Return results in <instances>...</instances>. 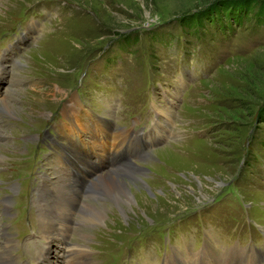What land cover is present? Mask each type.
Segmentation results:
<instances>
[{"label": "rangeland", "instance_id": "rangeland-1", "mask_svg": "<svg viewBox=\"0 0 264 264\" xmlns=\"http://www.w3.org/2000/svg\"><path fill=\"white\" fill-rule=\"evenodd\" d=\"M241 2L246 0H0V96L7 104H0V119L5 118L0 124V168L8 166L0 180L16 177L21 182L20 175L28 172V163L37 157L34 136L29 135L47 117L56 121V112L49 110L65 87L74 85L90 108L98 109L95 99L104 103L100 114L109 118L120 106L139 115L149 106L146 82H171L181 56L197 52L211 63L182 80L176 97L172 93L174 133L150 146L140 162L142 175L119 174L125 183L131 179L127 186L134 198L124 213L114 206L112 210L111 199L99 190L100 202L76 201L72 220L77 223L66 240L91 250L93 264H103L111 246L133 232L142 234V241L167 247L193 224L229 234L238 226L251 227L253 220L264 224V7L256 11L264 0H253L245 11ZM150 19L161 22L128 28ZM165 86L174 90L177 84ZM158 90L160 98L165 90ZM94 123L88 124L94 128ZM56 132L36 168L52 180L60 170L54 162L58 142L68 143ZM87 134L83 130L82 139ZM159 135L155 129L151 137L160 140ZM105 170L96 175H115ZM64 186L54 190L47 205L55 208L69 199V193H61ZM78 201L108 209L106 218L90 227L79 214ZM17 210L27 219L25 204ZM59 221L67 223L62 217ZM51 246V253L46 252L50 261L63 260V251L57 254ZM263 256L257 255V264H264Z\"/></svg>", "mask_w": 264, "mask_h": 264}, {"label": "bare ground", "instance_id": "bare-ground-1", "mask_svg": "<svg viewBox=\"0 0 264 264\" xmlns=\"http://www.w3.org/2000/svg\"><path fill=\"white\" fill-rule=\"evenodd\" d=\"M154 103H155L158 111H161V112L164 111V106L162 104H159L156 102H154ZM0 104H2V107H4V105H7L5 103V97L4 96H0ZM62 111L68 117V122H65L63 124L65 131L74 132L75 131L74 126L77 127V123H78V125H82L84 128H86L89 131V136H88L89 141H92V142L93 141H97V142L102 141L103 144L112 143V144H114V147H117V145L124 142L123 136L119 137L116 133L111 135V139H110L107 136V133L105 132L104 128L97 122L94 123V128L88 124L89 121L84 122V125L82 124V122H79V121L76 122L77 113H76V109L74 106H73V108H71L69 104H64L62 107ZM95 131H97L98 137H96V135L94 134ZM75 133H77V132H75ZM196 139H198V138H196ZM161 146H166V145H159V147H161ZM163 166H164V163H163ZM107 170L111 171V173L113 172L115 175L114 176L111 174H98V175H96V173H98L100 171L99 170V171H96L94 176L92 177V182L97 187V189L99 191H102V193L105 194L104 196L111 199L112 210H113V206H114L115 209L118 210V212H121L123 214L124 213L123 211L126 208L125 206L126 205L130 206L131 202H133L134 198H133V194H131L129 192V187L127 186L128 182L131 179L129 181H126L127 183H125V180H124L125 177L120 179L119 177H121V176H119V174L125 172L126 174H124V175L126 177H128V175H129L128 178L134 177V175L136 176V175H142V174L139 171H135V170L122 169V171L120 173L114 169H106L105 171H107ZM105 171H103V172H105ZM138 180H140V179H138ZM138 182H140V181H138ZM217 185H219V182L217 183ZM105 187L107 189L106 191H105ZM112 189H114V190H112ZM205 198L206 197L203 196L202 198L198 199L197 200L198 203L203 201V199L205 200ZM82 200H93V201L100 202L101 197H99V199H88V198H86V199H82ZM77 205L79 207H81V211L79 212V214L82 216L83 219H85V221L87 220L90 227L92 226L91 224H95L98 220H99L98 222H101L104 220V218H106V215H107L106 212L108 209L104 208L103 206H100L99 208H97L96 207L97 205L96 206L91 205V204L87 205L83 202L82 203L78 202ZM62 219H64V218H62ZM54 220H55L56 224H55ZM54 220L52 217H50V220L45 223V225H46L45 229L48 230L49 233H54V234H63L64 233L66 235L69 232V228L60 227L58 225V223H61L59 221L60 218L55 217ZM65 224H68V223H65ZM49 246H50L49 242L45 243V250L42 253L43 262L36 261L35 264H66L67 261H70L71 264H82L80 261H71V258H65V249H63V248H61V250L63 251V253H62L63 256H61L63 260H60V262H58V263L53 262L52 260H54V259H52L50 261V259H49L50 257L46 254V252L51 253ZM68 255H69V253H68ZM86 262H87V260H86Z\"/></svg>", "mask_w": 264, "mask_h": 264}, {"label": "trees", "instance_id": "trees-1", "mask_svg": "<svg viewBox=\"0 0 264 264\" xmlns=\"http://www.w3.org/2000/svg\"><path fill=\"white\" fill-rule=\"evenodd\" d=\"M253 0H246V2H241V7H240V5H239V7L240 8H242L243 10L245 9V5H247V4H249L250 2H252ZM263 7H264V5H263V3L262 4H257V9H256V11H261V10H263ZM238 11V13H239V11H240V9H238L237 10ZM245 11V10H244Z\"/></svg>", "mask_w": 264, "mask_h": 264}]
</instances>
